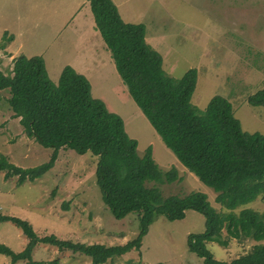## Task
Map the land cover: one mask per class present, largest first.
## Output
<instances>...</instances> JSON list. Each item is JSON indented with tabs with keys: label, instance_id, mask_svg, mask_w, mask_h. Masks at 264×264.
Listing matches in <instances>:
<instances>
[{
	"label": "rangeland",
	"instance_id": "374dc122",
	"mask_svg": "<svg viewBox=\"0 0 264 264\" xmlns=\"http://www.w3.org/2000/svg\"><path fill=\"white\" fill-rule=\"evenodd\" d=\"M121 19L143 24L146 42L163 59V69L180 79L197 71L192 104L203 111L210 99H227L245 133L264 135V108L247 99L264 88V0H111ZM96 32V35H92ZM0 68L9 74L13 60L41 56L50 80L57 83L65 66L88 79L91 94L119 115L128 136L137 141L139 156L148 147L164 173L176 168L178 180L159 185L164 197H183L192 192L207 196L217 212H228L215 202L214 191L184 168L167 149L154 128L129 97L109 52L95 29L89 0H0ZM108 52V53H107ZM82 72V73H81ZM122 86V87H121ZM127 95V96H126ZM0 91V157L22 169L50 159L52 150L28 138L19 118H14ZM97 157L61 149L53 167L41 178L16 185L17 177L5 179L0 172V215L27 221L39 238L54 235L60 240L86 245L121 246L137 237L136 215L117 220L104 205L96 184ZM262 212L257 200L235 210ZM205 217L187 210L182 220L157 216L149 227L140 251L114 257L105 264H205L188 250L190 235L205 231ZM227 247L207 243L214 260L231 262L248 254L263 241L228 239ZM22 231L10 222L0 223V244L13 252L26 246ZM35 262L91 264L89 257L38 244ZM0 264L10 258L0 255ZM22 264V263H19Z\"/></svg>",
	"mask_w": 264,
	"mask_h": 264
},
{
	"label": "trees",
	"instance_id": "16d2710c",
	"mask_svg": "<svg viewBox=\"0 0 264 264\" xmlns=\"http://www.w3.org/2000/svg\"><path fill=\"white\" fill-rule=\"evenodd\" d=\"M95 29L111 55L115 69L133 100L165 147L202 184L211 188L215 202L228 212H217L207 196L192 192L164 197L159 185L177 181L176 168L162 172L148 147L142 156L137 141L125 131L122 118L91 94L88 79L65 66L53 83L41 56H19L9 74L0 68V91H7V104L19 118L25 135L41 147L52 150L47 163L22 169L0 157L5 179L17 177L16 185L33 182L50 170L59 150L97 157L95 177L104 205L117 220L136 215L139 232L121 246L86 245L60 240L54 235L39 238L24 220L0 215V223L10 222L26 238L21 252L0 244V255L10 264H56L32 260L38 244L51 245L90 258L91 264H105L114 257L140 251L149 227L157 216L182 220L187 210L205 217V231L190 235L188 250L205 264H264V245L231 262L214 260L207 243L227 247L228 239L256 242L264 240V209L235 210L257 200L264 201V135L245 133L234 117L231 103L221 96L210 99L200 111L191 100L197 71L190 69L180 78L163 69L162 56L146 42L143 24L125 23L111 0H89ZM1 48V45H0ZM1 65V60H0ZM249 105L264 108V88L250 95Z\"/></svg>",
	"mask_w": 264,
	"mask_h": 264
},
{
	"label": "crops",
	"instance_id": "0c3cea01",
	"mask_svg": "<svg viewBox=\"0 0 264 264\" xmlns=\"http://www.w3.org/2000/svg\"><path fill=\"white\" fill-rule=\"evenodd\" d=\"M92 35H96V32H94V30H93V33H92ZM108 53V52H107ZM110 55V53L108 54V56ZM111 61H112V59H111V57H110V64H111ZM77 73L79 72V71H77L76 69H74ZM82 73V72H81ZM84 74L85 73H83V76H84ZM87 74V73H86ZM85 74V75H86ZM88 75V74H87ZM122 87V86H121ZM127 96V95H126ZM95 98V97H94ZM97 99H99V98H97ZM100 100H102V99H100ZM103 101V100H102ZM104 102V101H103ZM105 103V102H104ZM111 111V110H110ZM112 112V111H111Z\"/></svg>",
	"mask_w": 264,
	"mask_h": 264
}]
</instances>
